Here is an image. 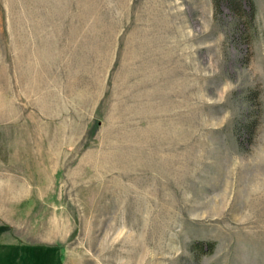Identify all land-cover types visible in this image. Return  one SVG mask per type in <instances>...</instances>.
<instances>
[{
	"label": "rangeland",
	"instance_id": "374dc122",
	"mask_svg": "<svg viewBox=\"0 0 264 264\" xmlns=\"http://www.w3.org/2000/svg\"><path fill=\"white\" fill-rule=\"evenodd\" d=\"M253 2L0 0V264H264Z\"/></svg>",
	"mask_w": 264,
	"mask_h": 264
},
{
	"label": "trees",
	"instance_id": "16d2710c",
	"mask_svg": "<svg viewBox=\"0 0 264 264\" xmlns=\"http://www.w3.org/2000/svg\"><path fill=\"white\" fill-rule=\"evenodd\" d=\"M216 2V6L219 7V0H215ZM225 2L227 3L228 7L235 12L236 14H239V11L237 9V7L233 4V0H225ZM240 10L243 12H247L251 15V23L253 22L255 13H256V6L253 2V0H250V3L248 4V9L243 6L242 4L239 5Z\"/></svg>",
	"mask_w": 264,
	"mask_h": 264
},
{
	"label": "crops",
	"instance_id": "0c3cea01",
	"mask_svg": "<svg viewBox=\"0 0 264 264\" xmlns=\"http://www.w3.org/2000/svg\"><path fill=\"white\" fill-rule=\"evenodd\" d=\"M88 7L90 8V9H92V0H88ZM84 5H85V2L83 3ZM91 12V11H90Z\"/></svg>",
	"mask_w": 264,
	"mask_h": 264
}]
</instances>
